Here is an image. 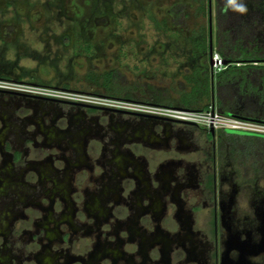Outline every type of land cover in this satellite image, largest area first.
Segmentation results:
<instances>
[{"label": "rangeland", "instance_id": "374dc122", "mask_svg": "<svg viewBox=\"0 0 264 264\" xmlns=\"http://www.w3.org/2000/svg\"><path fill=\"white\" fill-rule=\"evenodd\" d=\"M201 4L0 0V74L48 89H66L67 83L72 91L109 96L95 78L117 69L124 79L120 93L141 103H152L156 90L176 99L190 89L186 75L217 69L191 43L195 30L210 28L209 0L203 1L206 11ZM215 15L212 0L213 41ZM15 149L23 153L17 165ZM263 163L249 161L242 168L230 152L220 157L205 131L182 122L0 95V264H99L96 258L109 245L111 254L101 264H122L120 254L129 253L140 261L149 238L121 246L116 239H130L128 227L153 229L160 239L188 238L178 218L193 220V234L203 230L191 242L201 241L206 252L196 255L190 239L182 238L153 256L212 264L213 238L205 224L215 204L206 188L212 172L220 243L247 239L257 248L242 264H264ZM159 192L164 202L157 207L162 212L166 205V213L157 230L152 211ZM219 256L230 264L238 252L223 243Z\"/></svg>", "mask_w": 264, "mask_h": 264}, {"label": "trees", "instance_id": "16d2710c", "mask_svg": "<svg viewBox=\"0 0 264 264\" xmlns=\"http://www.w3.org/2000/svg\"><path fill=\"white\" fill-rule=\"evenodd\" d=\"M200 1V8L206 11L204 0ZM247 1L215 0L213 53H218L224 64L213 71L205 69L201 74L186 75L190 89L176 99L166 100L162 92L156 90L152 103L204 110L211 105L214 94L215 105L220 112L264 121V0ZM190 38L195 51L207 53L211 62L210 28L201 26ZM0 75L11 78L7 74ZM95 80L106 88L109 96L133 99L129 92L120 93V82L124 79L119 70L104 72ZM63 87L70 86L64 83ZM219 135L221 142L229 141L233 155L240 162L251 161L262 166L264 135L227 134L224 130H220Z\"/></svg>", "mask_w": 264, "mask_h": 264}, {"label": "flooded vegetation", "instance_id": "af4514ba", "mask_svg": "<svg viewBox=\"0 0 264 264\" xmlns=\"http://www.w3.org/2000/svg\"><path fill=\"white\" fill-rule=\"evenodd\" d=\"M11 79V78H9ZM70 87L66 88L69 89ZM84 91V90H82ZM84 92H91L90 90H85ZM93 93H97V91L93 92ZM100 94V93H99ZM0 95H8L11 97H17V98H28V99H36L42 102H53V103H61V104H67V105H73V106H81L84 107L85 109L87 108L89 111H96V112H105L106 114H111V115H129V116H135V117H143L146 119H157V120H162V121H172V122H182V121H178V120H173L170 119L168 117H164V116H159V115H154V114H150V113H143V112H138V111H134V110H129V109H120V108H114V107H107V106H102V105H96V104H91V103H86V102H79V101H72V100H67V99H63V98H55V97H46V96H38V95H31V94H27V93H23V92H17V91H12V90H3L0 89ZM126 99H131V100H136V99H132V98H126ZM186 125H190V126H194L197 127L203 131H205L207 138L211 139L213 141V144L215 146V150L217 152V154L220 157L224 156V153L230 152V154L233 156V158L235 159L236 163H238V165L242 168H245L246 165H248L249 162H245L242 163L238 160V158H236L233 153L232 150L229 146V141L227 140H223L221 142L220 140V135H219V131L220 130H224L227 134H238V135H246V134H242V133H237V132H231L228 129H208L205 128L203 126L197 125L195 123H190V122H182ZM4 146L7 148V150L10 148L8 143H4ZM13 164L17 165L20 164L22 159H23V153L18 150L15 149L13 151ZM214 159V157H213ZM262 167V166H259ZM207 191L209 192V194L211 195V200H213L215 202L214 206L212 207V209L207 213L206 217H205V224L207 226L206 231L208 232V234H211V237L213 238V248H212V255L214 257V261L212 264H225L224 260L221 261L220 260V256H219V252H220V248H221V244L225 243L228 247V250L230 249H236L238 252V257L237 260H234L233 258H231V263L230 264H242L243 262L245 263L247 260V255H249L250 253H254L256 248H257V244L256 245H252V243L245 239H227L226 241L220 243V239H219V233H220V218H219V211H218V207H217V200H216V173L212 172L211 174H209L207 176ZM2 192L0 191V194ZM5 194V193H4ZM162 193H157L155 195V208L154 205L151 206L152 209L154 208V210L152 211L153 213V217L155 220H153V222L155 221V224H157L158 228H159V223L162 220V215L164 213H166V205H164V207H162L163 211L161 212V208L157 207L159 201L160 202H164V200L162 199ZM114 197V196H113ZM115 202L116 201H120L123 200L122 197L118 198V199H114ZM105 205V204H102ZM150 206V204H149ZM105 207H107L105 205ZM111 207H108V209H110ZM171 218V217H170ZM188 219L190 220V216L188 217ZM180 223L184 222V227L186 228V230L184 231L185 233H189L190 236H188V238L186 236H181V239H178L176 236L172 237L170 239H168L165 235L162 236L163 239H160L158 236H156V232L153 233V229L151 230V232H145V233H139L136 230V227H128L129 229V235L128 237H130V239H116L117 241V245L121 246V244L126 243L125 241L131 242V243H135V240L137 237L141 238H149L146 239L144 241V245H146L145 247L148 249L147 254L145 256H143L144 258L140 261H138L137 258H135V255L133 253H129V254H120V257L118 259V263L122 262V264H175L174 261V257L172 255V258H170L169 260H163L162 258H155L153 256L155 251L160 252L159 250H163L164 248L170 250L173 249V247L179 242V241H183L182 238H186V239H190L189 243L190 245H194L196 249V255H204V253L207 250V247H205L204 243H201V241H192V239H194L195 237H193V235H195L196 233L200 235V233L203 234V230L201 228H199V230L197 232H191L189 230V227L191 224H193V220L192 221H186L187 218L184 219H177ZM157 222V223H156ZM126 224V223H125ZM121 226V225H120ZM123 228H126L124 223L122 225ZM138 228V227H137ZM120 230V229H119ZM121 231V230H120ZM139 233V234H138ZM138 235V236H137ZM264 239H262L260 242H262ZM181 243V242H180ZM111 244V243H110ZM188 244V243H187ZM128 245V244H127ZM132 245V244H131ZM133 246V245H132ZM105 248V246H104ZM108 250L105 251L102 256L99 255L96 260L99 262V264H101V259L102 257H106L107 255L111 254L110 250H111V246L109 245ZM110 248V250H109ZM106 249V248H105ZM164 251V250H163ZM59 258V256H58ZM118 258V257H117ZM135 258V259H134ZM100 260V261H99ZM136 260V261H135ZM172 261V263H171ZM80 260H78V262H76L77 264H79ZM181 264V263H178ZM208 264V263H205Z\"/></svg>", "mask_w": 264, "mask_h": 264}, {"label": "built area", "instance_id": "2783aa9c", "mask_svg": "<svg viewBox=\"0 0 264 264\" xmlns=\"http://www.w3.org/2000/svg\"><path fill=\"white\" fill-rule=\"evenodd\" d=\"M212 58L217 69L224 64L218 53H213ZM0 89L38 96L69 98L79 102L82 101L107 107L150 113L168 117L173 120L195 123L209 129H231L264 135V121L224 114L217 109L215 103H212L207 109L196 110L155 103H141L136 100L115 98L96 93L86 94L78 91H72L70 89H48L34 85L33 83L16 81L2 77H0Z\"/></svg>", "mask_w": 264, "mask_h": 264}, {"label": "water", "instance_id": "95a60500", "mask_svg": "<svg viewBox=\"0 0 264 264\" xmlns=\"http://www.w3.org/2000/svg\"><path fill=\"white\" fill-rule=\"evenodd\" d=\"M209 13H210V55H211V64L213 63V58H212V55H213V45H212V18H211V14H212V0H209ZM213 101H214V94H213V97H212ZM229 131L231 132H237V133H242V134H252V133H249V132H245V131H240V130H231V129H228ZM213 131V129H212Z\"/></svg>", "mask_w": 264, "mask_h": 264}]
</instances>
